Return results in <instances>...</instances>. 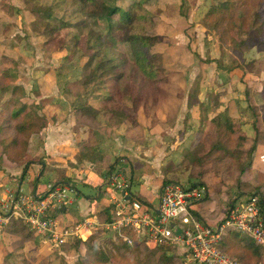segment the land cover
Returning a JSON list of instances; mask_svg holds the SVG:
<instances>
[{
	"label": "rangeland",
	"instance_id": "rangeland-1",
	"mask_svg": "<svg viewBox=\"0 0 264 264\" xmlns=\"http://www.w3.org/2000/svg\"><path fill=\"white\" fill-rule=\"evenodd\" d=\"M116 4L127 8L131 1L116 0ZM212 4L213 0H164L162 5L158 4L154 8L157 22L153 34L160 36L161 42L152 51L159 56L165 72L176 75L173 83L167 87V96L160 95L155 106L143 102L139 110L135 111L129 103L103 105V99L100 98L108 95L107 88L103 86V90L102 86H96L92 68L85 71L88 50L82 42L77 43L74 38L76 34L84 37L90 30H94L103 34L105 39L112 40L111 36L108 38L105 19L91 17L90 9L84 7L79 0H69L61 11L50 14L37 12L32 0H0V93L4 90L11 91L18 85L28 94L23 98L27 104L37 105L42 109L50 105L61 107L63 113L60 117L55 115L53 121L64 128L61 131L66 135H81L79 143H75L76 152L84 151L81 144H99L104 149L100 152L104 158V162L100 164L102 173L111 167L108 173L112 170L118 176L119 182L123 181L121 175L124 174L129 184L132 182L133 199L142 202L143 212H149L148 206H158V186L170 179L185 184L194 183L190 180L198 173H167L166 169L170 164L178 165L182 162L184 152L191 149L194 141L199 139L196 135L201 122L210 121L214 117V108L221 103L222 97L229 98V93L238 96L239 88L244 91L243 94H247V88L248 94L261 88L259 94L252 98V103L262 106L261 115L264 119V87L255 86L257 82L262 85L264 81V24L262 27L258 26L261 32L257 28L250 30L246 27L249 19L256 13L264 20V0H237L236 9L227 16L225 26L218 32L202 24V19ZM242 14H246L244 20L241 18ZM60 19L72 26L65 31L51 33L50 25H60ZM231 22H243L245 26L243 29L238 26L231 29ZM251 38H258L259 44L251 50H245L242 42ZM6 58L13 63L6 61ZM253 61L262 62L261 67L255 65L261 72L255 73V83L250 81L252 77L245 82L243 79L246 77L240 66H246ZM6 69L11 76L7 84L1 76ZM103 73L105 72L100 71L99 75L107 80L106 73ZM112 83L109 81V84ZM41 90L49 96L40 102L37 95ZM199 95L205 103L199 100ZM248 97L249 95V102ZM235 101L232 98V102ZM18 103L19 107L23 106L21 100ZM92 107L99 109V113H91ZM37 136L36 140L40 138L39 134ZM238 139L236 135L231 138L233 148ZM201 144L198 153L204 156L209 151L210 142ZM69 154V157H75L73 150L63 148L52 158L46 156L49 160L44 161L50 169L61 164H67L71 168L68 170L81 169L82 166L89 169L97 167L86 160L71 161ZM238 155L239 158L243 156ZM124 158L125 163L117 164ZM240 162L241 167L246 164L241 160ZM237 163V159H227L224 166L229 171L223 170L220 175L215 172L207 173L206 183L212 185L219 181L223 182V186H234L236 177L241 173ZM20 164L22 163L10 165ZM138 172L147 173L149 182L139 183ZM60 173L61 170H56L54 178L49 177L48 180H56ZM87 174L89 178L85 181L86 186L77 187L82 201L92 199L91 204L109 203L110 195L105 193L96 201L98 192L97 183H94L98 176L90 170ZM132 174H135L134 180L131 179ZM248 179L252 182L254 176L250 174ZM25 181L23 189L28 196L31 190L28 183L36 180L26 177ZM257 182L260 183L259 179ZM216 188H220V185ZM75 192L68 194L71 198H76ZM245 199L246 197L242 198ZM228 202L226 196L221 200L214 198L212 202L203 200L193 206V211L212 228H216L224 217ZM81 205L78 201L75 207ZM71 212L68 211L67 214ZM9 235L8 233L5 239L0 238V264H90V259L99 261L102 255L108 260L111 259L110 264H121L113 256L117 255L118 246L125 245L120 240L115 241L112 235L105 237L101 233L95 235L92 245L84 246L80 250H77L78 245L70 243L61 249L55 247L53 251L50 247L46 250L40 246L38 240L41 237L38 234L33 243L24 245L16 243ZM129 249L125 256L132 262L136 252Z\"/></svg>",
	"mask_w": 264,
	"mask_h": 264
},
{
	"label": "trees",
	"instance_id": "trees-1",
	"mask_svg": "<svg viewBox=\"0 0 264 264\" xmlns=\"http://www.w3.org/2000/svg\"><path fill=\"white\" fill-rule=\"evenodd\" d=\"M68 1L32 0L37 12L41 14L61 11ZM79 1L84 7L90 9L89 14L91 17H100L106 20L108 38L109 36L112 37V40L105 39L103 34L94 30H90L84 37L77 34L74 36L76 42H82L88 50L86 54L88 61L84 67L85 71L92 68L94 77H96V86H102L103 90V86L107 88L108 95L100 98L103 99V105L108 106L115 102L125 105L129 103L131 106H128L135 111L139 110L143 102V104L155 106L160 95H168L167 87L173 83V78L176 75L174 73L167 74L162 67L159 56L152 51V48L161 42V37L153 34V31L157 22L156 6L158 4L162 5L164 0H130L131 4L127 8L117 6L116 0ZM236 7L237 0H213L212 7L202 19V24L205 27L213 28L217 32L221 31L222 26H225L227 16L231 15ZM244 17H246V14L241 15L243 20ZM251 20L252 23H250ZM231 23H233L230 26L231 29L235 26L243 29L245 26L243 22ZM263 24L264 20L260 14L256 13L253 18L249 19V24L246 27L250 30L257 28L258 32H261V28L258 26L262 27ZM71 26V23L60 19V25L52 24L50 25V30L51 33L62 32ZM257 44H259L258 38H251V40L242 42L245 50H251ZM5 60L13 63L11 59L6 58ZM255 65L263 66L260 61H253L246 66H240L246 77L243 79L245 82L251 77L250 81L256 82L255 73L258 74L261 71ZM100 71L106 73L103 74L107 75V80H104L99 75ZM1 76L5 84L11 80L8 69L2 72ZM109 81L113 83L109 84ZM255 86L264 87V81L262 85L257 82ZM247 90L249 89L247 88ZM4 91L0 93V98H3ZM23 93L21 86H14L11 90V98L2 106L0 115L3 118L0 133L6 135V133L12 131L13 135L8 140L2 141L4 147L0 151V165L2 163H23L32 137L42 133L45 123L47 124L42 108L37 105L27 104L25 99H23ZM19 99L23 103L21 107H19ZM91 109V113L93 112L95 115L99 113V109L94 107ZM41 120L43 123H41ZM236 132L234 120L228 115L227 111L214 115L210 121H202L199 132L196 135L199 139L194 141L191 149L184 152L183 160L180 164H170L167 167V173H186L189 171H192L193 174L195 172L198 173L190 181H193V184L204 185L208 188L209 195L205 200L209 202H212L214 198L221 200L224 196L229 197V191H235L238 194L259 193L263 199L262 205L264 209V182L254 186L248 179L250 169L253 168L255 163L258 140L256 143L246 146L249 140L239 137L238 143L233 148L230 141ZM207 141L210 142L209 151L204 156H201L198 153L202 146L201 142ZM81 145L84 146V151L75 153L77 161L86 160L97 165L94 171L102 174V166L100 164L104 161L100 156L98 144L89 142L87 145ZM238 154H243V156L239 158L240 155ZM227 159H237L238 168L241 172L236 177L234 186H223V182L219 181L208 185L205 178L207 173L215 172L220 175L223 170L229 171V168L224 166V162ZM240 160L246 163L243 167L240 166ZM27 166L24 170L25 174ZM107 169L110 168L108 167ZM70 181H72V178H67L63 180V183ZM219 185L220 188H216ZM100 214L103 220L110 221L114 215L112 206L106 207ZM6 231L14 238L16 243L21 245L28 242L33 243L36 238L35 231L22 220H11L6 227ZM94 239L91 238L87 242L76 240L72 245H78L79 247L76 249L80 250L84 246L92 245ZM67 245L64 244L62 247H67ZM219 247L239 264H259L262 258L261 247L252 238L240 233L229 231L223 237ZM128 250L130 251L126 245L118 246L117 255L113 256V258L119 259L121 264H177L178 262V257L174 255L175 252L172 248L151 247L146 243L138 244L134 247L136 257L132 262L125 256ZM90 262V264H110L112 261L102 255L101 260L90 259Z\"/></svg>",
	"mask_w": 264,
	"mask_h": 264
},
{
	"label": "built area",
	"instance_id": "built-area-1",
	"mask_svg": "<svg viewBox=\"0 0 264 264\" xmlns=\"http://www.w3.org/2000/svg\"><path fill=\"white\" fill-rule=\"evenodd\" d=\"M108 174L106 190L114 215L110 221L93 217L68 224L61 219L62 208L72 204L69 192H75L66 184H49L41 193L25 195L20 188L8 192L0 199V233L11 220L24 221L43 239L59 247L77 239L87 242L95 235H112L131 249L141 243L151 247L172 248L178 257V264H239L224 253L219 244L229 232L246 235L262 249L259 264H264V209L259 193L229 191L228 205L224 217L216 228L193 211V206L209 195L204 185L185 184L179 181L163 183L158 192V206H148L143 212V204L133 199L132 182L126 176ZM121 193L119 197L118 194ZM246 197L245 200H242ZM174 222L171 227L170 223ZM180 229V234L176 232ZM44 240V241H45Z\"/></svg>",
	"mask_w": 264,
	"mask_h": 264
},
{
	"label": "crops",
	"instance_id": "crops-1",
	"mask_svg": "<svg viewBox=\"0 0 264 264\" xmlns=\"http://www.w3.org/2000/svg\"><path fill=\"white\" fill-rule=\"evenodd\" d=\"M199 27H201L200 23H199ZM239 89H240L239 92H237L238 96L237 95L234 96L235 95L234 93L233 95H230L229 93V98L227 97L228 95L226 96L227 97L226 99L222 97L221 103L219 99L220 104L218 105V107L214 108V110H216L214 113L215 115H217L224 111H227L228 115L234 120V123L236 125L237 132L235 135L238 137H244L248 139L249 143L247 144V146H250L252 143H256V141L258 140L257 151L255 153V163H254L252 170L249 173V176L250 174L254 176L253 181L252 182L250 181V182L254 186H258L259 184L264 182V119H262V115H261V113H263L262 106L260 104L258 105L254 101H253L254 102V105H253L252 98L256 96L255 94H259L260 91L257 89L254 91H250L251 93L249 92L248 94L249 95L248 98H250V100L248 102L247 94H243L244 91L241 88ZM23 91H24L23 97L27 96L28 94L26 90L24 89ZM248 91L249 90L246 89V92ZM4 93L5 94L3 98H0V114L2 111V106L6 102V99L12 96L11 91L6 90L4 91ZM47 96L49 95L46 94V92L43 90L39 91L37 95L40 102L44 100V98ZM231 97L233 98V100H236V101L232 102ZM199 100L202 103H205L204 100L201 99V95H199ZM37 104H39V101L37 102ZM252 108L254 111H252ZM63 111L64 110L61 109V107H57L56 105L55 106L50 105L49 107H46V109H42V112L47 119V124L45 123L44 130L42 133L39 134L40 138L38 140H36L38 138L37 135H34L32 137L31 144H30V147L28 149L26 159H25L26 162L24 161L22 164L17 165V166H13L8 163H2L0 165V199H4L5 197L8 196V192L15 190L17 188L21 187V189L24 191L23 186L26 183L25 181L26 177H30L31 179L36 180V182L34 183L33 182L28 183L31 189L29 195L44 192L47 189L49 184H66L67 186H70L73 190L76 191L75 194L77 195V197L71 198L73 200L72 204L69 207H67L64 212H62L63 213L62 214L63 216L61 217L62 220L70 224L76 221L77 222L82 221L88 218L89 216L93 217L94 213H96L95 217L97 218V220L101 222L105 221L102 219L100 213L104 211L106 207L112 206L110 202L112 195L110 192H108L105 189L106 185L109 184L107 182L109 169L104 170L102 174L96 173L93 168L92 169L85 168V166H82L83 168L81 169L74 168L72 170H68L71 168L67 164L57 165L56 167L50 169L48 168V163L45 162L49 160L48 158H45L46 156L49 158H52L54 157V154L59 153L60 150H62L63 148L65 149L69 148L70 150H73V154H75L76 149H77V145H75V143H79V141L81 140V138H79L81 135H77L76 133H73V136L66 135L64 131H61L62 129L64 130V128L59 126V123L57 124L55 121H53L54 116L56 115L60 117ZM2 118L3 117L0 115V127L2 123ZM41 123H43L42 120H41ZM12 135H13L12 131L11 132L9 131L8 133H6V135L4 133L3 134L0 133V151L2 147L4 146L2 141L8 140L9 138H11ZM98 147H99L100 152L104 150L103 148H101L99 144H98ZM69 156L70 154L68 155V157ZM100 156H102V154H100ZM70 158L71 157H69V159ZM71 159H72L71 161H73L76 158L72 157ZM123 161H126V158L120 159L117 164L125 163ZM26 166H27V172L25 174L24 170ZM58 169L61 170V173L58 174V176H56L57 179L56 180L52 179V181L48 180L50 179L49 177L54 178L56 170ZM89 170L92 171L93 174L98 176V178H96V182L94 183V184L97 183L96 191L98 193L96 195V198H97L96 201L100 199L101 196L105 193V194L110 195L109 203L104 204V203H98V202L94 203L93 202L94 204L93 203L91 204V201H93L92 199L86 198L87 200L84 199V201H82V198L79 197L81 192L79 191L77 187L78 185H83V186L85 185L86 183L85 181L89 178V175L87 174V171ZM125 174L129 176L128 172H126ZM140 175H143V176L140 177ZM146 176H147V173L143 172L141 174L138 172V179H139L138 182L141 184L148 183L149 178L148 176L147 177ZM134 177H135V174H132L131 179L134 180ZM67 178H72V181L63 183V180ZM82 179H84V182L82 181ZM258 179L260 183L257 182ZM169 181H176V180L170 179ZM162 185L158 186L157 192H159V189ZM91 188H94V186ZM78 201L80 202V205L82 204L81 207L80 206L75 207V204ZM68 211H72V212L70 214H67ZM6 227L7 226H5L4 228V232L0 233L1 239H5L8 234L6 231ZM9 237L11 239L10 235ZM44 240L45 239H43L42 237L41 239L38 240L40 246L42 248L43 247L46 248V250L49 249L50 247L51 248L50 250L54 251L55 246H53L51 242L47 240L44 241ZM76 240L77 239L70 240V242L67 244L71 243L70 245H72L74 244ZM62 246H59L58 249H61Z\"/></svg>",
	"mask_w": 264,
	"mask_h": 264
},
{
	"label": "water",
	"instance_id": "water-1",
	"mask_svg": "<svg viewBox=\"0 0 264 264\" xmlns=\"http://www.w3.org/2000/svg\"><path fill=\"white\" fill-rule=\"evenodd\" d=\"M66 208H62L61 211L64 212ZM175 224L174 222H171L170 223V226L173 227ZM176 232H178L180 234L181 230L180 229H177Z\"/></svg>",
	"mask_w": 264,
	"mask_h": 264
}]
</instances>
